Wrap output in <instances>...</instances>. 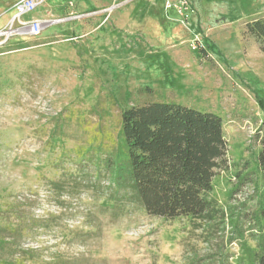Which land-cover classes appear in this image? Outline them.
I'll use <instances>...</instances> for the list:
<instances>
[{
	"label": "rangeland",
	"instance_id": "rangeland-1",
	"mask_svg": "<svg viewBox=\"0 0 264 264\" xmlns=\"http://www.w3.org/2000/svg\"><path fill=\"white\" fill-rule=\"evenodd\" d=\"M17 1L0 0V29ZM189 1L183 19L164 0H43L22 16L41 33L0 43V264L246 263L248 232L153 216L103 164L124 109L174 101L222 118L218 203L247 228L264 198V43L247 31L264 0Z\"/></svg>",
	"mask_w": 264,
	"mask_h": 264
},
{
	"label": "trees",
	"instance_id": "trees-1",
	"mask_svg": "<svg viewBox=\"0 0 264 264\" xmlns=\"http://www.w3.org/2000/svg\"><path fill=\"white\" fill-rule=\"evenodd\" d=\"M247 31L263 44L264 16L247 23ZM120 135L117 147L103 159L112 182L125 190L120 197L153 216L190 217L209 234L220 223L223 229L232 223L236 234L231 240H241L248 232L255 242L245 264H264V198L247 215L245 228L241 214L229 213L213 195L219 172L229 169L228 142L218 114L174 101L134 105L121 114ZM255 165L264 173V139ZM246 175L236 171L238 182L230 196Z\"/></svg>",
	"mask_w": 264,
	"mask_h": 264
},
{
	"label": "built area",
	"instance_id": "built-area-1",
	"mask_svg": "<svg viewBox=\"0 0 264 264\" xmlns=\"http://www.w3.org/2000/svg\"><path fill=\"white\" fill-rule=\"evenodd\" d=\"M43 0H18L14 4L16 13L11 18L9 23L4 28L0 29V43L12 36L23 34L25 31L37 35L42 31V21L39 19H33L31 21H24L22 16L27 13L34 11ZM167 11L174 9L176 14L181 18L187 19L191 16L193 8L189 0H164Z\"/></svg>",
	"mask_w": 264,
	"mask_h": 264
}]
</instances>
